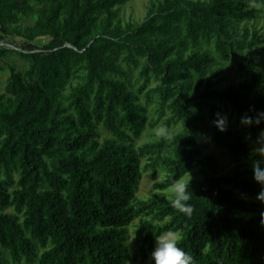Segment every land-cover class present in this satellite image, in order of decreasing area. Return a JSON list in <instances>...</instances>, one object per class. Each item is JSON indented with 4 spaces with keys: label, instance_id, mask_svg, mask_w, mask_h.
<instances>
[{
    "label": "trees",
    "instance_id": "trees-1",
    "mask_svg": "<svg viewBox=\"0 0 264 264\" xmlns=\"http://www.w3.org/2000/svg\"><path fill=\"white\" fill-rule=\"evenodd\" d=\"M125 1L0 0V42L20 39L19 48L0 44V56L27 62L24 71L8 67L0 94V247L13 264H126L137 219L143 264L168 232L192 264H264L261 185L244 168L253 149L242 131L214 123L219 104L238 120L264 113V74L252 94L251 82L216 88L211 70L219 60L258 80L262 40L256 32L247 40L246 28L238 38L235 28L256 17L248 1L264 0H163L123 29L114 21ZM152 101L182 129L134 147ZM206 118L213 143L235 162L226 174L203 154ZM99 127L109 134L101 142ZM257 130L264 119L245 126ZM143 158L165 172L160 189L195 170L190 211L165 196L136 197Z\"/></svg>",
    "mask_w": 264,
    "mask_h": 264
},
{
    "label": "rangeland",
    "instance_id": "rangeland-1",
    "mask_svg": "<svg viewBox=\"0 0 264 264\" xmlns=\"http://www.w3.org/2000/svg\"><path fill=\"white\" fill-rule=\"evenodd\" d=\"M163 0H126L123 4L116 7L118 13L114 23L121 26V28H125L127 26H136L141 23L147 13L155 8L159 3ZM249 7L255 10V18L248 21H242L236 23L235 32L238 38L241 37L243 33V29H248V37L247 40L251 39V35L253 32L258 33L261 38V43L255 45V50L260 52L264 50V1H248ZM33 23V17L29 16L22 20L23 25H29ZM16 42L14 44H10L9 42L1 41V45H5L7 48H19L20 39H15ZM46 38L42 39L40 43L46 42ZM258 61V80L256 82L252 81L251 76L245 73H239L235 66H230L229 63L217 61L215 65L212 66L211 70L213 72L214 78L216 80V88H225L228 85H238L244 82H251L252 85V94H255L259 91L260 81L264 74V55L259 54L257 57ZM14 66L19 71H24L27 67V62L21 55L17 53H6L3 56H0V94L4 91V86L9 74L8 67ZM207 77L202 79V84H205ZM138 80V70L132 71L131 83L135 88L141 81ZM160 82L159 79H152L148 85L149 88L155 87ZM193 84L197 83V79H192ZM144 97H141V101L144 102ZM158 105L156 101H152L147 105V123L145 124L144 130L140 137H138L134 142V147L142 146L148 142H154L159 140L161 137H171L178 132L181 131V124L176 125H167L165 123L166 119L170 115L169 112L166 113L163 117L159 118ZM219 114L221 116L226 117V126L231 128L238 129L243 132L246 141L249 146L254 150L260 145L257 143L258 138L261 135H264L263 131L257 130L254 134L245 132V124L241 123V120H238L235 114L232 112L230 107L219 104ZM157 121L155 126H151L150 124ZM98 140L101 142L104 138H108L109 134L106 130L99 127L98 128ZM200 134L203 138V154L212 155L215 157L219 164V172L220 174H226L231 171L235 167V162H233L225 150L217 147L212 140V124L206 118L202 123H200ZM147 161L145 158L141 160V178L138 184V190L136 192V197L139 199H148L153 195L165 196L169 199H172L168 189H160L158 188V184H160L165 178V172L161 170H157L155 173L151 170L147 165ZM244 168L251 170V163H245ZM181 178L193 180L197 178L195 170L190 171L186 175ZM11 212V210H8ZM137 225L138 220H133L130 225H128L127 230L129 234V243L131 245V252L129 255V259L126 264H143L137 252ZM169 233V232H168ZM173 235L179 238L177 233H172ZM155 247V242H154ZM154 249V248H153ZM153 251V250H152ZM148 254L146 262L144 264H151V253ZM0 260L2 264H13L9 258L8 253L0 247ZM21 264H26L22 262ZM36 264V263H33Z\"/></svg>",
    "mask_w": 264,
    "mask_h": 264
},
{
    "label": "clouds",
    "instance_id": "clouds-1",
    "mask_svg": "<svg viewBox=\"0 0 264 264\" xmlns=\"http://www.w3.org/2000/svg\"><path fill=\"white\" fill-rule=\"evenodd\" d=\"M216 115L218 119L214 123L220 131H224L226 117L221 116L219 113ZM262 119H264V113L259 114L256 118L246 115L241 117V123L245 125L259 124ZM257 143L260 146L253 150L251 169L254 181L261 185V191L257 194L256 199L264 203V135L258 138ZM190 179H176L168 189L172 197V206L181 212L191 210L188 205L193 195L190 187ZM261 217V223L264 224V212L261 213ZM178 239L172 233H163L156 236L155 247L151 253L153 264H192V257L178 247Z\"/></svg>",
    "mask_w": 264,
    "mask_h": 264
}]
</instances>
